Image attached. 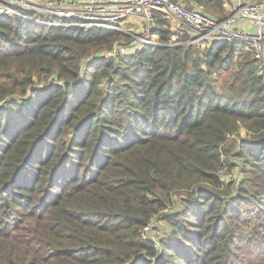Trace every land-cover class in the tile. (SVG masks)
Masks as SVG:
<instances>
[{"label": "trees", "instance_id": "16d2710c", "mask_svg": "<svg viewBox=\"0 0 264 264\" xmlns=\"http://www.w3.org/2000/svg\"><path fill=\"white\" fill-rule=\"evenodd\" d=\"M172 1L218 17L227 0ZM163 22L160 45L82 74L127 36L0 16V264H264V75ZM171 203L170 232L144 239Z\"/></svg>", "mask_w": 264, "mask_h": 264}, {"label": "built area", "instance_id": "2783aa9c", "mask_svg": "<svg viewBox=\"0 0 264 264\" xmlns=\"http://www.w3.org/2000/svg\"><path fill=\"white\" fill-rule=\"evenodd\" d=\"M224 11V17H214L201 7L172 0H0V16H17L51 27L99 28L129 37L125 24L136 19L140 22L135 28L137 37L149 46L160 45L154 31L158 19H167L173 39L185 34L189 44L237 43L262 66L260 74L264 75V0H228ZM126 54L125 48L116 43L90 60L116 59ZM49 80L55 83L57 79L52 76ZM150 228V223L144 228V239Z\"/></svg>", "mask_w": 264, "mask_h": 264}, {"label": "rangeland", "instance_id": "374dc122", "mask_svg": "<svg viewBox=\"0 0 264 264\" xmlns=\"http://www.w3.org/2000/svg\"><path fill=\"white\" fill-rule=\"evenodd\" d=\"M222 16L223 17L225 16L224 9L221 13V16H218V17H222ZM139 24H140V22L137 21L136 19H130L129 21H127L125 24L126 25L125 29H126L127 33H129L128 35L130 38L128 36H127V38L124 36H120L118 41L115 42L114 44L118 43L119 45L124 47L125 51L127 53H129L131 51L136 52V50H134L135 46L138 47L139 45H145V43H143L142 40L139 37H137V34L135 32L136 31L135 28L138 27ZM162 24H163L162 27L164 28L165 26L170 25L171 21L164 19V22ZM154 32H156V31H154ZM181 36L182 35H180L179 37H181ZM172 40L175 41V38ZM192 44L195 46V48L199 52V54L202 55L203 49L206 48L205 47L206 45H203L201 43H197V44L192 43ZM192 44H190V45H192ZM234 44L237 46V43H234ZM177 45H180V44H177ZM241 49L244 51V53H246V50L244 49V47ZM106 51L107 50L92 52V54H89V55L81 58L80 61H81V65H82V68H81L82 74L86 68V65L84 63L89 62V64H90V62H91L90 57L92 55L104 53ZM250 60L253 61L251 56H250ZM80 61H79V65H80ZM256 67L258 68V73L260 74L262 66L259 64H256ZM216 81H217V83H220L219 82L220 78L216 79ZM49 82H50L49 78L45 82L35 81L36 84L34 86L42 87L44 85H47ZM11 97L16 98V99H20V97H17V96H11ZM4 100L5 99L0 100V106L2 105V102ZM238 135L241 138H245L247 136L246 129L241 125H240L239 131H238ZM229 140H232V137H230ZM217 176H218V179L221 183V188H222L221 191L228 190L229 194H232V192L236 193L237 188L240 185L241 180L243 179V174L240 172V170L237 167L232 168V169H228L226 166L222 167L221 169L218 170ZM228 186H230V189H228ZM172 197H173V200L176 199L175 195ZM174 207H175V203L167 204L166 208L162 209V211L159 214L153 216L150 219L151 228H150V231L146 234L147 239L150 238L151 240L157 241L158 239L166 236V234L170 232V225H169V223L166 222V220H164L163 215L166 213H169V212H173Z\"/></svg>", "mask_w": 264, "mask_h": 264}]
</instances>
